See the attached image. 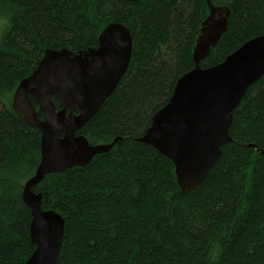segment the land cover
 Returning <instances> with one entry per match:
<instances>
[{"label":"trees","instance_id":"1","mask_svg":"<svg viewBox=\"0 0 264 264\" xmlns=\"http://www.w3.org/2000/svg\"><path fill=\"white\" fill-rule=\"evenodd\" d=\"M211 2L230 16L202 69L264 35V0ZM207 16L206 0H0V264H25L35 250L22 191L40 162L41 135L17 118L13 93L46 50L95 49L111 23L129 30L131 58L76 135L90 145L121 140L34 188L42 210L65 222L58 264H264V153L248 147L264 150V76L233 111L231 142L194 192L182 194L172 163L138 141L193 69L196 33Z\"/></svg>","mask_w":264,"mask_h":264},{"label":"water","instance_id":"2","mask_svg":"<svg viewBox=\"0 0 264 264\" xmlns=\"http://www.w3.org/2000/svg\"><path fill=\"white\" fill-rule=\"evenodd\" d=\"M206 5L208 16L198 28L192 50L193 69L177 80L168 102L138 139L172 163L182 194L198 188L218 160L221 147L231 142L228 130L233 111L264 76V35L247 41L220 64L200 67L226 32L230 16L227 7L215 6L211 0ZM131 50L129 30L111 23L101 31L95 49L46 50L36 69L13 93L11 109L24 125L41 135L40 162L22 191V201L31 214L29 238L35 246L25 264H58L64 232V219L52 209L42 210V196L34 188L46 175L88 165L121 140L90 145L76 134L117 87ZM51 98L60 103L61 110L56 111ZM33 103L44 120L38 119ZM248 147L264 153L255 145Z\"/></svg>","mask_w":264,"mask_h":264},{"label":"rangeland","instance_id":"3","mask_svg":"<svg viewBox=\"0 0 264 264\" xmlns=\"http://www.w3.org/2000/svg\"><path fill=\"white\" fill-rule=\"evenodd\" d=\"M5 29V22H3L1 19H0V37L2 36V33Z\"/></svg>","mask_w":264,"mask_h":264}]
</instances>
